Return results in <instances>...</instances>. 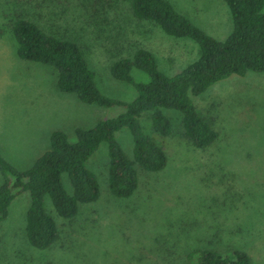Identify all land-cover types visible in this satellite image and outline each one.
Instances as JSON below:
<instances>
[{"label":"rangeland","instance_id":"1","mask_svg":"<svg viewBox=\"0 0 264 264\" xmlns=\"http://www.w3.org/2000/svg\"><path fill=\"white\" fill-rule=\"evenodd\" d=\"M130 1L0 0V153L15 168L29 169L50 149L55 131L77 142L78 128H94L124 112L118 106L83 103L77 94L59 89L53 67L21 60L12 34L16 19L32 20L47 33L75 41L99 90L123 102L134 101L138 93L113 77L115 62L146 49L164 74L175 76L199 59L195 41L137 19ZM168 1L218 41L234 30L225 0ZM132 76L138 83L150 81L137 68ZM194 103L219 134L213 147L193 151L176 110H163L173 127L168 137L156 133L145 115L143 129L165 150L167 167L148 172L136 164V191L128 198L115 197L109 188V144L102 143L87 163L98 178L99 199L80 205L78 215L68 220L46 196L59 237L39 250L26 234L31 197L20 194L0 222V264H196L189 257L196 250L224 256L232 249L246 252L253 264H264V72L219 82ZM116 137L134 160L131 131L124 128ZM3 177L0 171V186ZM63 184L72 195L67 174Z\"/></svg>","mask_w":264,"mask_h":264},{"label":"trees","instance_id":"2","mask_svg":"<svg viewBox=\"0 0 264 264\" xmlns=\"http://www.w3.org/2000/svg\"><path fill=\"white\" fill-rule=\"evenodd\" d=\"M234 23V30L225 41H218L179 13L168 0H131L130 8L139 20L158 25L167 35L189 38L200 46V57L175 76L164 74L155 55L139 49L132 59L115 62L111 73L117 80L132 85L137 98L123 102L104 95L96 83L81 47L72 39L47 33L37 23L25 18L13 22L12 34L21 60L53 67L58 74V87L64 93L77 94L83 103L100 107H122L119 116L101 121L91 129H77V142L68 134L55 131L51 147L27 170L21 171L0 153V222L9 215L12 202L22 193L31 197L27 213L26 234L29 243L39 249L51 247L59 237L54 218L47 212L49 196L57 214L71 220L82 204L96 202L100 196L97 176L87 163L102 143L109 144V188L118 198H128L136 191L139 177L136 164L148 172H161L169 162L165 150L142 126V118L150 115L153 130L171 136V120L163 110H176L183 116L184 135L193 151L208 150L218 142L219 134L199 113L194 98L213 85L248 72H264V0H225ZM137 68L150 77L138 83L132 76ZM127 128L134 142V160L130 159L116 134ZM71 180L73 194L65 190L63 175ZM1 241V240H0ZM196 264H253L250 256L240 250L226 255L215 251L196 250L189 255Z\"/></svg>","mask_w":264,"mask_h":264}]
</instances>
